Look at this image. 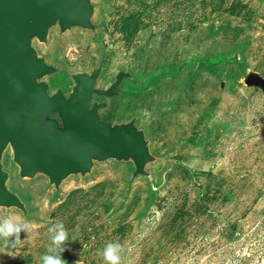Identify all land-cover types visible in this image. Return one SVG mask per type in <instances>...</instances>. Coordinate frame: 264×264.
<instances>
[{"label": "rangeland", "instance_id": "obj_1", "mask_svg": "<svg viewBox=\"0 0 264 264\" xmlns=\"http://www.w3.org/2000/svg\"><path fill=\"white\" fill-rule=\"evenodd\" d=\"M104 42L110 73L138 56L144 71L184 63L182 88L168 82L130 105L168 117L152 122L163 130L157 177L178 165L155 206L148 181L139 177L127 190V169L111 161L89 181L69 182L57 200L29 186L35 219L1 216L28 229L0 264H42L58 223L67 232L64 264H108V243L121 245L119 264H264V89L245 82L251 72L264 78V0H114ZM98 55L90 46L68 58Z\"/></svg>", "mask_w": 264, "mask_h": 264}, {"label": "water", "instance_id": "obj_2", "mask_svg": "<svg viewBox=\"0 0 264 264\" xmlns=\"http://www.w3.org/2000/svg\"><path fill=\"white\" fill-rule=\"evenodd\" d=\"M114 0H0V218L17 212L26 222L37 208L29 186L42 185L61 197L71 181H89L113 162L125 167L126 188L137 178L150 186L155 206L169 174L155 142L166 115L146 106L132 108L168 82L186 84L182 66L173 60L144 71V56L110 73L113 51L105 33ZM99 48L81 63L71 49ZM194 65L193 61L185 62ZM248 84L264 89V78L251 72ZM192 170V169H191ZM9 248L0 240V256Z\"/></svg>", "mask_w": 264, "mask_h": 264}, {"label": "clouds", "instance_id": "obj_3", "mask_svg": "<svg viewBox=\"0 0 264 264\" xmlns=\"http://www.w3.org/2000/svg\"><path fill=\"white\" fill-rule=\"evenodd\" d=\"M28 224L19 219L7 218L0 221V240L6 248H16L21 244L19 233L21 230L27 231ZM50 236V244L48 251L42 255V264H64L61 253L65 250V241L67 232L62 223L50 226L48 229ZM121 245L119 243H108L103 250V258L108 264H119Z\"/></svg>", "mask_w": 264, "mask_h": 264}, {"label": "trees", "instance_id": "obj_4", "mask_svg": "<svg viewBox=\"0 0 264 264\" xmlns=\"http://www.w3.org/2000/svg\"><path fill=\"white\" fill-rule=\"evenodd\" d=\"M185 169H186V170H188V171H191V169H190V168H188V167H187V168H185Z\"/></svg>", "mask_w": 264, "mask_h": 264}, {"label": "flooded vegetation", "instance_id": "obj_5", "mask_svg": "<svg viewBox=\"0 0 264 264\" xmlns=\"http://www.w3.org/2000/svg\"><path fill=\"white\" fill-rule=\"evenodd\" d=\"M76 63H80V62H76Z\"/></svg>", "mask_w": 264, "mask_h": 264}]
</instances>
